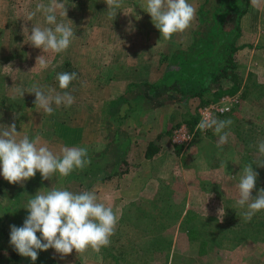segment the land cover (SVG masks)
I'll use <instances>...</instances> for the list:
<instances>
[{
  "label": "rangeland",
  "instance_id": "rangeland-1",
  "mask_svg": "<svg viewBox=\"0 0 264 264\" xmlns=\"http://www.w3.org/2000/svg\"><path fill=\"white\" fill-rule=\"evenodd\" d=\"M58 2L65 4L67 16H62L60 13L63 10H58L57 20L58 22L62 20L72 27L75 38L65 52L57 54L50 51L44 53L42 49L33 47L27 39L32 24L41 28L49 27L43 13L38 12L32 21L27 20V15L36 9L37 4L48 5L50 0H0V131L15 123L17 132H20L18 139L25 135L29 139H34L39 135L42 142H46L57 155L61 154L64 147L86 148L91 164L82 171L72 172L68 177L57 173L51 180H44L37 171L35 177L24 181L23 184H12L0 174V184L9 189L15 200L18 199V208L13 209L8 220L9 229L11 225L23 226L29 215L27 209L23 207L39 190L47 192L49 188L54 187L72 191L71 187H74L73 193H81L86 191L85 187H82L86 178L90 179L92 176L94 179L97 176L100 178L102 172L105 173L103 169L107 163L101 158L104 144L107 145L117 137L111 131L117 120L116 117L111 119L113 113L108 110L109 104L106 105L105 97L111 91L117 93L119 88L124 87L125 82L122 79L123 83H121L118 77L126 73V77L134 80V76L139 75L135 72L140 70L138 67L140 63L156 64L154 72L159 73L169 64L174 51L184 50L187 52L180 55L183 59H176L174 67L168 68L172 76L181 80L179 74L181 70L184 68L192 70L198 63L197 49L204 47V54H210L213 57L224 50H221L220 43L216 42L222 41L225 26L229 27V24H224L222 18L223 29L217 28V31L213 32L212 29L209 32H205L207 29L203 32L197 30L196 38L188 49H183L181 46L174 49L170 41L161 40L162 35L154 26L151 16L141 7L146 0H124V7L118 10L121 12L112 19L109 18L108 6L104 0H58ZM189 2L197 9L199 17L205 20V11H200L199 8L206 0H189ZM217 4L218 6L210 10V15L216 16L218 7L225 11L226 8L234 5L233 2L220 0ZM228 19L232 20L233 15H230ZM217 24L214 26L212 23L213 30ZM242 25L244 28L237 41L239 45L244 44L236 55L239 65L238 73L243 83H249L252 89L249 97L242 100L240 107L229 113V115H236V118L229 117L234 123L225 129L231 133L228 143L218 148L219 137L214 131L212 132L214 138L209 133L199 136L185 152L181 150V153L177 155V164L174 167L175 178L160 182L159 195L156 194L153 201L151 199L131 201L125 207H118V210L112 207L119 217L112 237L120 242L113 244L111 241L109 246L103 247L99 252L89 249L83 254H77L74 249L72 252L74 257H71V260L69 256L72 254L62 257L54 249L39 251L38 258L40 257L41 261L38 262L37 259L34 264H50L51 260L45 255L54 257L58 264H167L168 253L156 251L154 247V249L151 248V243L143 240L139 244L125 242L126 239L139 237L153 238V227L149 228V226L157 223L158 218L155 217H159L158 215L165 209L170 211H167V214L164 213L166 215L163 217V220L167 219L168 223L174 220L176 211L178 215L181 214L177 222H173V226L168 228L170 235L173 232L174 237L185 239L190 237L188 223H183L187 213L188 216L190 215V220L200 215L197 221L205 220L207 226L210 225L209 233L212 235L214 233L216 237L211 240L216 244L207 245V249L213 253L205 255L208 257L204 260L203 258L199 260L201 264H264V240L255 242L249 238L236 239L231 230L232 224L230 225L228 215L225 214L228 210H225L223 205L227 200V205L233 206L230 207L232 212L245 211L236 205L237 185L242 169L246 166L240 159L239 151H245L248 144L251 147H258V142L264 140V3L259 8H254L249 0L247 13L242 17ZM41 55H45L50 61L47 69L35 68L37 57ZM119 63L125 64L126 70L120 71L122 74L117 69ZM33 68L35 69L32 70ZM63 72L77 73V79L66 90L60 89L56 78L58 73ZM34 83L45 91L54 89L55 93L60 94L68 91L75 97V103L70 107L53 105L54 112L49 115L35 106V94L28 93ZM228 84H230L229 81L226 82V85ZM184 88L188 89L186 86ZM259 88L263 89V94L257 98L255 90ZM17 89L25 91L23 97L18 94ZM133 101L136 106L141 102L137 99ZM164 101L169 103L172 100ZM199 104H201L199 99H193L191 102L190 109L196 112V115L198 111L195 108ZM153 107L154 105L148 109ZM144 108L146 109L145 106ZM168 109L169 107L162 112L161 118L165 121L152 120L155 124L154 128L164 126L163 122H166L168 118ZM175 117L178 119L175 125L187 123L189 114ZM145 119V123L149 126L150 116L146 118L145 115ZM112 142L116 145V142ZM249 150L253 162L262 161L256 150ZM255 166L259 169V171L256 168L254 170L259 174L257 184L260 186L263 182L259 173L262 167ZM106 171L111 170L106 169ZM76 172L78 178L73 176ZM30 183L33 195L29 196L27 192L21 191V195L16 196ZM257 184L253 190V196L260 189ZM75 188L78 190L76 191ZM3 201L11 206L8 197H5ZM221 208L223 209L219 214L218 210ZM135 224L142 228L133 226ZM254 233L259 235L257 231ZM170 235L166 238L169 241ZM9 245L10 242L6 241L3 246H0V259L8 256ZM197 247L199 244L190 245L188 242L177 244V253H174L178 255L176 263L188 264L186 254L191 249L197 250ZM42 256L46 259L42 260ZM191 259V264H197L196 259L200 258L196 256L195 259Z\"/></svg>",
  "mask_w": 264,
  "mask_h": 264
},
{
  "label": "clouds",
  "instance_id": "clouds-1",
  "mask_svg": "<svg viewBox=\"0 0 264 264\" xmlns=\"http://www.w3.org/2000/svg\"><path fill=\"white\" fill-rule=\"evenodd\" d=\"M108 6L109 18H115L124 7V0H104ZM254 8H259L264 0H250ZM152 18L154 26L160 31L162 38L171 39L174 34L183 33L190 28L196 19L197 9L189 0H146L141 5ZM67 16V8L58 0H50L48 5L37 4L36 9L27 15L32 21L38 12L44 14L49 27L41 28L32 24L27 39L30 44L42 49L44 53H63L71 45L75 33L62 20L58 22L57 12ZM25 35V28L23 31ZM50 61L45 55L37 57L36 67L47 69ZM33 68L32 70H34ZM31 70V71H32ZM60 89H68L77 79V73L63 72L57 74ZM20 96L25 91L17 89ZM28 93L35 94V106L51 115L53 105L70 107L75 103V97L70 92L55 93L54 89L43 90L34 83ZM233 124L231 119L219 120L207 111L202 113V119L197 124V130L214 129L219 137L217 147L228 143L231 133L225 131ZM20 132L16 124L0 131V169L3 178L12 184H23L24 181L35 177L40 172L44 180H51L58 173L68 177L76 170H83L91 164L86 148L64 147L61 154H55L37 135L34 139L23 136L18 139ZM258 151L264 157V140L258 142ZM258 167H264V161L253 162ZM253 163L242 169L238 187L236 205L245 209L244 219L251 220L258 212L264 210V188H260L255 196L258 173ZM29 215L23 226L11 225L10 245L23 257H30L33 262L38 259L39 251L54 249L61 256L71 254L75 249L77 254H83L89 249L99 252L110 245L111 237L115 234L119 221L117 213L110 205L102 202L94 191L73 193L67 189L51 187L47 192L39 190L31 196L23 207ZM219 209L218 212L222 211ZM222 222V221H221ZM40 233V237L37 233Z\"/></svg>",
  "mask_w": 264,
  "mask_h": 264
},
{
  "label": "crops",
  "instance_id": "crops-1",
  "mask_svg": "<svg viewBox=\"0 0 264 264\" xmlns=\"http://www.w3.org/2000/svg\"><path fill=\"white\" fill-rule=\"evenodd\" d=\"M196 15V19L185 32L174 34L171 39L166 40L162 38L161 40L170 41L174 49L177 48V46L188 49V47L192 45L194 38H196L195 34L197 30H199L197 29L200 26L199 23H201V17H199L198 12ZM241 27L244 28L242 20ZM243 45L244 44H242V46ZM138 67H140V70L135 73L139 75L134 76V80L131 79V77H126V73L121 75L118 78L120 81L123 79L122 81L125 82L124 87L121 89L119 88L117 93L111 91V93L105 97V102H107L106 105L109 104L107 105L109 108L108 110L113 113L111 119L116 117L115 119L117 120V123L113 124L111 130L114 135H117V137L112 140L116 142V145H114L112 141L107 145L104 144L101 158L103 162L107 163L103 169L105 173L102 172L100 178L98 176L96 179H94V176L90 179L86 178L84 183H82L84 185L82 187H85L86 191H94L102 202L111 207H116L117 210L118 207H125L131 201L145 199H151L153 201L156 194L159 195L158 185H160V182L163 180L171 181L172 178H175L174 167L178 159V154L176 153V147L178 146L172 143L173 128L178 126V124L175 125L177 122L176 120H178L175 116L183 117L186 114H189V118L193 115L196 116V112H192L190 106L192 100L198 98H192L183 92H178L174 85L157 89L148 86L150 84L159 83L163 79L168 64L165 66V69L159 73L158 71L154 72L156 64L152 62L150 65L148 63H140ZM117 69L119 73L122 74V72L126 70L125 64L119 63ZM122 81L121 83H123ZM132 83H137V85L133 86L131 85ZM125 89L130 90L127 91ZM128 99L129 102H127ZM132 99L141 100V102L136 106ZM166 99L172 101L167 103L164 101ZM115 100L117 102L113 103L112 101ZM151 104L154 105L153 109H148L152 106ZM200 105L201 104L195 108L196 111ZM167 107H169L167 112L168 118H166V122H163V124L165 123L164 126L161 128H154V122L160 119L162 120V112L167 110ZM145 115L146 118L150 116L151 120H149V126H147L148 123H145ZM152 120L154 121L153 123ZM162 121L165 120L163 119ZM160 134H163L161 138H159ZM150 143H154L153 150L156 151L152 157L147 156ZM185 164L187 163L185 162ZM113 167L117 168L114 169ZM106 169H110L111 171L107 172ZM121 169L128 170L126 173L121 174ZM74 175L76 176L75 178H78L77 172L73 173V176ZM73 189L74 187H71L72 191ZM75 189L76 191L78 190L77 188ZM142 240L151 244L156 242L154 238L142 239L141 237L126 239L125 242L139 244ZM111 241L113 244L120 242L118 239L114 240V237H111ZM181 242H188L190 245L201 244L200 241L193 240L191 237H187L186 239L177 236L173 237L172 249L169 257H167V264H177L175 260H177L176 258L178 255H174V253H177L176 245ZM199 247L196 248L197 250H195V248L191 249L188 252L189 254H186L187 260L189 261L188 264H191V258L195 259L196 256L200 258L196 259L197 264H201V259L203 258L202 260H204V258L208 257L205 255L213 253L208 252L202 254L198 250ZM209 258L214 257L209 256ZM205 263H207V259H205Z\"/></svg>",
  "mask_w": 264,
  "mask_h": 264
},
{
  "label": "trees",
  "instance_id": "trees-1",
  "mask_svg": "<svg viewBox=\"0 0 264 264\" xmlns=\"http://www.w3.org/2000/svg\"><path fill=\"white\" fill-rule=\"evenodd\" d=\"M221 2H227L230 1L233 2L234 5L231 8H217V13L214 15H210V10L215 8L214 6H218L217 2L219 3V0L212 1V0H206L204 4L201 5L200 11H205V20L201 18V23L199 29L200 31H207L209 32L212 29L213 31H217L223 29L222 26V18L224 20V24H229V27L225 26V32L223 34L222 41H217L216 43L221 45L220 53H216V56L213 57L210 54L205 55L204 51L205 48L201 47L196 50L198 52V63L195 64L194 69H188L184 68L179 73L181 76V80L177 79L176 76H172L168 70L174 65L176 62V59L182 60L183 57L180 58V55L183 54L185 51H174L172 54V58L170 59V62L167 67V71L163 77V79L159 83L150 84L149 87H154V89L165 87V86H172L176 88L178 92H183L186 95H189L190 97L198 98L201 101V104H205L210 102L211 100H215L220 98L221 96L225 94H234L237 92H241V98L242 100L247 99L249 97V93L251 92V85L249 83H243L240 74L238 73V62L236 55L241 49L242 45L238 44V39L240 38L242 34V27H241V20L242 17L247 13V9L249 6V0H220ZM207 3V4H206ZM223 5V4H222ZM230 15H233V19L230 20L228 17ZM211 23H209V22ZM219 22V24H217ZM221 22V23H220ZM213 25L216 26V30H213ZM211 24V25H208ZM221 26V27H220ZM220 27V28H219ZM198 30V31H199ZM195 52V53H196ZM174 56V57H173ZM169 58V57H167ZM184 59L185 56H184ZM173 63V64H172ZM198 66V68H197ZM174 67V66H173ZM185 67V66H184ZM169 68V69H168ZM188 69V70H187ZM251 77V76H250ZM187 81V82H186ZM230 82V84L226 85V82ZM186 84V85H185ZM131 85L135 86L137 83H132ZM130 85V86H131ZM187 87L188 89H185L184 87ZM263 89L259 88L255 90V95L257 98L260 97L263 93ZM117 102L115 101H112ZM219 120L229 119L231 117L232 119L236 118V115H229V113L226 114H218L215 116ZM198 121V115H193L190 118H187V124L190 128H194ZM234 123V121H233ZM180 123L178 124V126ZM214 129H211L208 133L210 136H213L212 133ZM163 134L159 135V138L162 137ZM216 136V135H215ZM214 138V136H213ZM216 138V137H215ZM154 143H150L148 150H147V156L152 157L153 154H155L156 151L153 149ZM247 148L245 151H239L240 159L243 163L246 165L249 163H253L250 155V150L248 149H254L256 150V153H259L258 147H251L250 144L246 145ZM242 147V145L240 146ZM239 147V148H240ZM257 148V149H256ZM153 150V151H152ZM182 150V147H178L176 150L177 154H180ZM261 157V156H260ZM262 161H264V157H261ZM253 168L259 169L253 165ZM128 169H121L120 173L124 174L127 172ZM261 174L262 180L264 182V169L261 168V171L259 172ZM34 181V180H33ZM259 186V188H264V183ZM23 191L27 192L29 196L33 195V188H31V183L28 185V187H24L21 189L16 196H20ZM5 197H8L11 201V206H9L7 203L3 201ZM12 193H10L9 189H7L6 186L0 184V246H3V244L7 241L10 242V231L11 229L8 228V220L10 219L13 209L18 208V199H12ZM224 200V199H223ZM222 200V201H223ZM225 201V200H224ZM7 204V205H6ZM224 209L228 210V213L225 212V214L228 215L229 223L231 226V230L233 231V235L236 237V239H252L255 242H259L261 240H264V210L258 212L255 216L252 217L251 220H246L243 217V214L241 212H232L230 207H233L232 205H227V200L223 203ZM17 206V207H16ZM235 206V205H234ZM170 209V208H168ZM167 209L163 210L158 218L157 223L151 226L149 228H152L156 242L152 243L150 246L151 248H155L156 251L168 253V257L171 253L172 249V239L174 237V233L172 232V235H170V231L168 230L169 227H172L173 222H177V220L180 218L181 214L176 211V217H174V220L172 222H166L163 220V217L167 214ZM170 212V211H168ZM166 213V214H164ZM239 214L240 217H239ZM190 216V215H189ZM188 213L186 214L185 218L183 219V223H188V231L191 233L189 236L193 238V240H198L201 242L199 245V252L200 253H208L210 252L209 249H207L208 244H216L211 239H215L216 237L209 233L210 225L207 226V222L205 220H202L198 222L197 220L200 218V215L195 219L189 218ZM187 221V222H186ZM197 223V225H196ZM199 224V225H198ZM224 224V223H222ZM138 228H142L138 224L133 225ZM219 226V225H218ZM219 227H222L219 226ZM255 231L258 232L259 235H255ZM171 236L170 241L167 240V236ZM37 236H40V233H37ZM212 246V245H211ZM153 248V249H154ZM8 256L0 259V264H34L32 262L30 257H23L19 255L15 250L14 247L9 245L8 247ZM72 254V253H71ZM48 258L51 260L50 264H58L56 259L54 257H51L50 255ZM74 257V254L69 256V259L71 260ZM40 259V260H39ZM46 259L44 256H42V260ZM41 261V258H38V262ZM80 264V263H77Z\"/></svg>",
  "mask_w": 264,
  "mask_h": 264
},
{
  "label": "built area",
  "instance_id": "built-area-1",
  "mask_svg": "<svg viewBox=\"0 0 264 264\" xmlns=\"http://www.w3.org/2000/svg\"><path fill=\"white\" fill-rule=\"evenodd\" d=\"M241 92L234 94H225L218 99L211 100L208 103L201 104L198 107V121L194 128H190L187 123H181L172 133V142L175 146L182 147L185 151L199 137L207 135L211 129L205 131L197 130V124L202 119V113L207 111L209 114L216 116L226 114L238 109L241 105Z\"/></svg>",
  "mask_w": 264,
  "mask_h": 264
}]
</instances>
